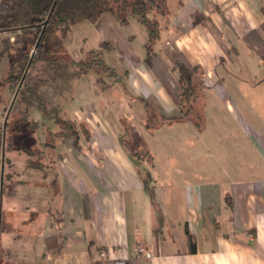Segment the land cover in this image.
<instances>
[{
    "label": "crops",
    "instance_id": "0c3cea01",
    "mask_svg": "<svg viewBox=\"0 0 264 264\" xmlns=\"http://www.w3.org/2000/svg\"><path fill=\"white\" fill-rule=\"evenodd\" d=\"M176 4L162 17L155 49L160 65L170 48V73L174 52L205 72L204 132L193 122L169 120L152 132L143 129L151 160L126 149V114L147 117L133 101L150 100L169 118L179 107L124 39L113 50L126 67V90L120 81L110 86L116 89L107 117L67 115L85 126L77 143L57 140L50 200L37 191L23 229L8 224L1 232L2 264H264V0ZM196 14L209 26L194 24ZM196 110L201 114L198 101ZM60 234L63 247L54 255L46 239ZM138 247L145 249L142 257Z\"/></svg>",
    "mask_w": 264,
    "mask_h": 264
},
{
    "label": "trees",
    "instance_id": "16d2710c",
    "mask_svg": "<svg viewBox=\"0 0 264 264\" xmlns=\"http://www.w3.org/2000/svg\"><path fill=\"white\" fill-rule=\"evenodd\" d=\"M169 7L170 0H0V37L6 36L5 38L1 37L0 40V62L6 53L10 54L12 48L17 49L21 54L19 60L15 58L10 61L8 80L21 83L19 96L22 103L30 108H38L44 118L53 120L60 130L59 134L53 137V143L45 144L46 149H48L46 153L43 150L42 153L39 152V157L42 155V159L50 153L53 158L50 160L49 156V164L42 165L40 163L39 166H35L38 171L47 169L49 175L53 176L52 179H54L52 183H49L47 174L44 175L42 180L44 185L37 186V191L41 192L38 195L41 196V199L47 202L53 196V191H55L57 185L55 181L56 171L53 167L56 143L58 139L73 137L75 123L67 115L60 116L59 107H53L52 109L49 107L48 100L36 87V79L39 78L37 72L45 73L47 68L50 69L72 28L82 22L90 21L99 25L101 20L108 16L112 21L120 24H127L131 19H136L144 24L149 35L146 44V55L143 60L144 64L153 71L179 107L177 116L157 118L154 107L147 106V118L152 121L153 131L163 122L169 120L193 122L201 130L203 119L196 110V103L205 89V72L199 66L192 65L179 52L172 54L173 68L171 72L176 74L175 77L166 68L159 67V56L155 49L161 33L159 18L168 17L172 13ZM200 23L207 26L208 20L203 15H194V24ZM13 36L16 42L11 45L9 40ZM102 48L111 52L114 47L104 42L99 50L90 51L84 59L78 61L72 59L69 63H66L70 68L71 77L66 82V76H61L57 89H63L65 94V92L70 91L72 81L89 72H95L98 80H101V73H110V76L114 78L118 73L105 62ZM33 75L36 81L33 80ZM124 75L127 76L126 73ZM119 81L121 79L118 76L116 83ZM62 84L64 87H62ZM142 101L146 102L145 100ZM123 125H128L127 121L124 120ZM31 126L35 130L38 124L36 122ZM140 155L141 153L136 151L134 156L140 157ZM147 155L151 160L150 153H147ZM147 190L158 215V222L161 223L163 216L156 203L154 191L148 187ZM36 195L37 192L29 197L22 196L18 200L33 205L35 203L34 196ZM188 238L190 251L194 252L195 241L191 235H188ZM63 243L61 234L46 239L47 250L54 255L61 253Z\"/></svg>",
    "mask_w": 264,
    "mask_h": 264
},
{
    "label": "rangeland",
    "instance_id": "374dc122",
    "mask_svg": "<svg viewBox=\"0 0 264 264\" xmlns=\"http://www.w3.org/2000/svg\"><path fill=\"white\" fill-rule=\"evenodd\" d=\"M177 1L179 0H172V5L169 7L171 11L177 5ZM159 20L161 23L163 21L162 17ZM1 37L5 38L6 36ZM124 39L127 44L131 45L137 57L143 60L146 55V44L149 35L144 24H141L136 19H131L127 24H120L105 16L99 25L85 21L73 27L64 40L60 53L56 55L54 59L55 63L51 64L50 69H46L47 72H37L39 80L36 79V87L39 88V92L48 100L49 107L51 109L59 107L60 116L72 114L73 112L79 114L88 111L92 113H104L107 117L108 112H111L112 97H114V89H116L114 87L110 88V86L112 87L116 83L118 76H122L118 86L122 91L126 90V77L124 75L126 67L122 63L117 49L108 53V50L102 48L105 62L119 73L115 75L116 77L112 78L110 73H101V80H98L95 72H89L72 81L70 91L65 92V94L63 89H57L58 83L61 76H66V82L71 77L70 68H68L66 63H69L72 59L76 61L84 59L90 51L99 50L104 42H107L112 47H118V44L124 43ZM9 41L13 45L16 39L13 36ZM169 51H171L170 48L163 51L159 67H164L170 71ZM9 53H6L0 62V234L9 226L8 224L23 229L22 223L30 213L26 211L28 204L18 199L22 196L29 197L35 195L38 190L36 185H44V183L40 182L44 179V175L47 174L48 180L53 178V176L49 175L47 169L38 171L35 169V166H39L38 164L40 163L42 165L49 164L51 158H53L50 153L44 156L43 159L42 155L39 157V154L42 153V150L46 153L48 149H46L45 144L53 143V137L58 135L60 131L54 121L45 119L38 108H30L20 100L19 89L21 83L10 82L8 80V71L10 61L15 58L19 60L21 54L15 48H12ZM50 73L51 75H49ZM172 74L174 73L171 72ZM33 80L36 81L34 75ZM62 87H64L63 84ZM101 95L105 98L99 97ZM130 100L132 99L130 98ZM133 103H136L137 109L141 107L143 109L142 114L145 113V115L148 114L147 106L150 108L154 107L150 100L146 102L140 101V103L133 101ZM206 104V100L202 94L198 100L203 119L201 132L205 130ZM159 112L157 110L154 111L157 118L162 116ZM126 117L128 125L122 126L123 135L126 132L124 137L121 138L122 144H124L128 151L135 150L141 153L140 157L134 156V158L144 162L145 160L149 161L147 157V153L149 152L144 146L146 141L143 129L150 130V132L153 131L151 119L143 116L145 119L143 125L141 122L142 116L138 114L137 110L131 109L126 114ZM130 118L133 119L130 120ZM72 121L75 123L72 139L74 138L76 142L80 137V128L84 127L85 124L80 121L77 123L74 120ZM36 122L38 127L34 130V127L31 125ZM133 155L135 154L133 153ZM144 175V179H150L148 177L150 175L149 172H146ZM17 209H21L24 213L19 214ZM3 254L2 250H0V264L3 263Z\"/></svg>",
    "mask_w": 264,
    "mask_h": 264
},
{
    "label": "built area",
    "instance_id": "2783aa9c",
    "mask_svg": "<svg viewBox=\"0 0 264 264\" xmlns=\"http://www.w3.org/2000/svg\"><path fill=\"white\" fill-rule=\"evenodd\" d=\"M137 252L140 255V257H142L144 252H145V249L143 247H138ZM113 264H127V261L126 260H118V261H114Z\"/></svg>",
    "mask_w": 264,
    "mask_h": 264
}]
</instances>
